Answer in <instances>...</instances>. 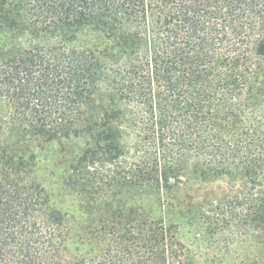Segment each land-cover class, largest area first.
I'll use <instances>...</instances> for the list:
<instances>
[{
	"label": "trees",
	"instance_id": "trees-1",
	"mask_svg": "<svg viewBox=\"0 0 264 264\" xmlns=\"http://www.w3.org/2000/svg\"><path fill=\"white\" fill-rule=\"evenodd\" d=\"M71 138L63 210L31 146ZM0 264H264V0H0Z\"/></svg>",
	"mask_w": 264,
	"mask_h": 264
},
{
	"label": "rangeland",
	"instance_id": "rangeland-1",
	"mask_svg": "<svg viewBox=\"0 0 264 264\" xmlns=\"http://www.w3.org/2000/svg\"><path fill=\"white\" fill-rule=\"evenodd\" d=\"M22 46L66 44L70 48H80L93 44L101 45L100 35L93 31H81L72 39H66L63 33H47L32 36L27 33L15 39ZM107 99L106 97H104ZM122 107V106H121ZM122 109H125L122 107ZM86 148L85 138L59 139L49 142L35 141L31 150L36 158L35 174L41 184L51 192L55 204L63 210L75 208L77 199L72 190L65 187L63 176L72 160L80 156ZM191 172L185 177V183L174 193L176 201L182 204L200 203L215 198L224 192L239 189V183L229 178L205 180Z\"/></svg>",
	"mask_w": 264,
	"mask_h": 264
}]
</instances>
